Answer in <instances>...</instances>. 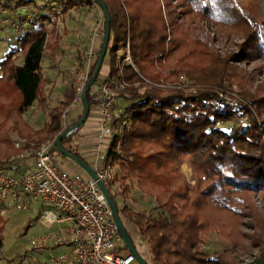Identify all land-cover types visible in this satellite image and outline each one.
I'll return each instance as SVG.
<instances>
[{
	"label": "trees",
	"instance_id": "16d2710c",
	"mask_svg": "<svg viewBox=\"0 0 264 264\" xmlns=\"http://www.w3.org/2000/svg\"><path fill=\"white\" fill-rule=\"evenodd\" d=\"M5 1L9 9L15 8L13 0ZM57 1L62 10L56 12L50 8L52 13L42 14L43 24L31 26L19 35L17 46H13L0 61V96L10 99L9 103H0V113L4 109L6 116L0 126V144L7 146L1 152L6 156L0 157V164H9L20 152L11 133L19 138L34 133L39 142L56 139L65 129L63 113L78 95L74 84L55 106L50 107L47 88L51 79L46 76L41 61L47 48L55 49L58 43L51 42L47 47L46 40L48 36L58 37V19L77 10L78 6L77 0ZM103 1L111 14L108 51L112 56L103 66L108 63L110 74L113 73L117 53L125 48L129 37L132 58L138 69L125 65L123 75L119 76L122 92L117 99V106H120L117 119H127L129 124L122 127L118 123V133L110 141L107 162L118 169L117 179L125 197L136 185L154 199L153 209L158 211L153 217L129 206H118L122 218L125 216L133 221L142 238L147 239L151 255L142 254L151 264H232L227 258L228 251L211 255L203 251V246L208 243L211 231L226 232L224 224L229 215H241L243 202L250 193L264 191V120L245 104L232 107L217 91L207 87L193 91L163 90L148 82H172L185 73L199 84H210L213 81L203 76L206 71L200 60L208 57L210 69L219 68L218 76L227 73L229 61L219 60L203 45L199 51L184 49L183 39L174 36L176 19L170 11L168 20L164 18L159 0ZM185 1L197 17H208L225 26H242L250 46L234 58H243L253 53V49L260 55L264 53L260 24L249 6L238 0ZM83 2L89 7L96 5L93 0ZM44 22L52 25L51 30ZM168 24L173 28L171 36ZM262 25L264 27V23ZM104 27L105 19L103 35ZM196 55L198 58L195 59ZM98 56L99 53L90 77ZM20 57L24 58L22 63H18ZM166 57L172 58L173 62L171 70L164 74L159 62ZM233 59L231 61H235ZM78 65L79 70L84 67L83 52L78 55ZM120 96L127 101L125 107L119 103ZM88 100L91 111L99 103L92 88ZM250 101L258 105L255 107L261 116L262 100L251 98ZM35 105L47 114V122L39 130L31 127L25 118ZM82 114L68 126L75 124ZM222 122L233 123V126L222 127ZM119 138L122 139L120 145ZM71 139L70 136L63 140V146L82 157L73 148ZM58 155L63 154L58 152ZM185 162L193 169L195 184L186 178L182 168ZM3 241L0 233V251ZM259 260L264 264V256Z\"/></svg>",
	"mask_w": 264,
	"mask_h": 264
},
{
	"label": "rangeland",
	"instance_id": "374dc122",
	"mask_svg": "<svg viewBox=\"0 0 264 264\" xmlns=\"http://www.w3.org/2000/svg\"><path fill=\"white\" fill-rule=\"evenodd\" d=\"M24 1H28V3H22ZM83 1L84 0H77V10H71L66 16L61 15V18L58 19V37L56 38L54 35L50 37L48 36L47 38V47L51 42L53 43L56 41V43H58L57 48H47L46 50L47 55L52 58L54 64L52 69L46 73V76L52 80L57 79L60 72L65 70L66 67L70 69L71 65L74 67L77 66L75 58L73 59L68 57L67 60H65L62 54L63 50L59 44L70 42L77 45L80 51L86 54L90 42L89 37L94 23L99 19L100 13H103L97 4L89 7L84 5ZM159 1L162 6L164 18L168 20L169 17L167 16H169L168 14L170 11L176 19L177 28L175 29L174 36L176 38L183 39L185 43L184 49L199 51V47L203 45L210 52H213L215 57L219 58V60H228L229 69L225 75H219V77V68L218 70L213 69L212 71L208 61L209 58L204 57V59H202V61L200 60V62L203 70H205L207 74L205 73L203 76L213 81L210 84H199L189 78L185 73L179 74V76L174 78L172 82H148L163 90L177 88L186 91H193L199 88L207 87L217 91L220 97L232 107L238 108L239 106L245 104L248 108L254 110L255 115H257L258 118L264 120V53L260 55L257 51H255L256 49H253V53L243 57L244 59L242 57L234 58L236 55H240L243 50L246 52L248 46H250L246 43L247 38L245 37V31L242 29V26H225L210 20L208 17H197L194 13L190 12L189 5L185 0H169V6H167L168 0ZM238 1L242 5L244 4L249 6L256 21L260 24L261 37L264 45V27L262 25L264 23V0ZM12 2L13 7L15 8H11V11L14 12L11 17L9 16V22H7V24L2 23V19L5 14H3L0 8V61L13 46H17L18 41L16 38H18L19 35L23 34L24 31L26 32L31 26L43 24V21L40 20V16L42 14L52 13L50 8L56 12H60L62 10L60 3L57 0H13ZM27 5H30L29 8L32 10L31 13L35 15V20L32 22L26 18H22L20 20L18 19L17 13L24 16L28 13V8L25 7ZM17 7L21 8L17 11ZM14 23L16 24L14 25ZM44 24L48 30H51L52 25L50 23L44 22ZM171 31L173 32V28L168 24V34L170 36ZM102 35L103 34L101 33L98 37L101 43L103 37ZM170 38L171 37H169V39ZM124 52L125 55L122 56ZM68 53H71V51ZM117 54L121 58L122 66L131 65L138 70L132 58L129 37L125 48L120 49ZM118 56L115 64L118 63ZM127 57L129 59H127ZM194 58H198L197 55L194 56ZM111 59V53L108 51L105 60L106 62H109ZM231 59L235 61H231ZM23 60L24 58L20 57L18 59V63H22ZM172 62V58L168 57L159 62V67L162 69V73L166 74L169 70H171ZM49 64L50 63L48 61L45 63V65ZM81 72L82 69L79 70V74H81ZM102 76L103 72H101L99 79L92 87L93 92L98 89L99 80ZM59 82L60 79H58V83ZM118 92L120 95L122 90L120 89ZM251 98H255V100L258 101L262 100L260 103V110L262 112L261 116L255 107L258 105L252 104L250 101ZM119 99H121L119 102L120 105L125 107L127 105V101L124 100L123 96H120ZM9 102L10 99L0 96L1 104ZM55 103L56 100L52 104L54 105ZM13 110L17 113L15 109ZM4 111L5 110L3 109V112L0 113V126L6 121ZM82 111L83 106H81L79 110H71L67 124L71 118L75 121L82 114ZM25 118L29 121L30 126L37 130L43 128L47 122V114L42 113L37 108L30 109L25 114ZM221 126L231 128L233 123L222 122ZM235 126H237V122H235ZM68 127L69 126L66 128ZM33 134H28L29 137L19 138L17 135L11 133V138L15 140V143L20 139H29L34 142L33 145L31 144L29 146L30 150L49 141L39 142V137ZM73 139H75V137H73ZM121 141L122 139L118 142L119 145ZM5 147L7 146L0 144V155L1 152L5 150ZM3 156H6V153L0 157ZM56 162L60 167L65 170H69L73 160L63 155H58ZM182 168L186 174L188 182L195 184V175L188 162L183 163ZM114 172L115 179L113 185H110L108 189L112 196L116 197L115 200L118 206H129L130 208L144 212L149 216L156 217L158 215V211H154L153 209L155 204L154 199L148 197L136 185H134L132 191L125 197L122 193L120 182L117 179V176L119 175L118 169L114 168ZM247 198L243 202V205L246 207L240 206L243 210L241 215L235 216L234 214H230L227 222L224 224V226H226L225 231L229 233V235L220 230L211 231L207 237L208 243L203 246V251L211 255L216 252L225 253L228 251L227 258L232 264H249L253 260L260 261V257L264 256V191L250 193ZM37 208L38 209H35L34 211L8 209L4 214L0 212V233L4 240L3 247L0 251V264H40L42 261H45L48 256L58 255L65 251L64 248L54 249L52 248L53 245H49V248L47 249H34L31 245L32 239L50 231V229L47 228L39 219L42 212L40 205H38ZM123 220L139 251L150 257L151 252L147 239L142 238L138 227L133 221L125 216H123ZM132 264L139 263L135 261Z\"/></svg>",
	"mask_w": 264,
	"mask_h": 264
},
{
	"label": "built area",
	"instance_id": "2783aa9c",
	"mask_svg": "<svg viewBox=\"0 0 264 264\" xmlns=\"http://www.w3.org/2000/svg\"><path fill=\"white\" fill-rule=\"evenodd\" d=\"M0 8L5 14L2 23L7 24L9 16L11 17L14 11L6 6L4 0L0 1ZM17 15L19 20L22 18L30 22L35 20V15L31 12L25 16L20 13ZM103 25L104 16L100 13L89 37L90 42L84 58V67L77 81L78 95L62 116L65 128L68 126L67 120L71 107L81 99L84 87L90 78L92 65L100 49L101 42L98 37L103 31ZM47 44L48 39L45 46ZM71 48L70 42L61 47L65 59L72 56L68 53ZM123 73L124 65H121V58L118 56V63L113 73L101 78L100 82L98 81L99 103L96 106V113L99 131L102 136L110 139L117 135L118 123L122 127L129 124L127 119H117L120 111L117 107L119 76ZM31 144L33 145L34 142L29 139L18 140L15 145L21 149V152L10 160L12 163L17 158L34 157V162L26 174H12L9 170L10 163L0 164V212L4 214L8 209L28 210L33 200L49 204L60 212L51 218V222L56 225L55 228L32 239L31 245L34 249H46L49 245L68 244L70 251L48 256L40 264L134 263L136 258L127 248H123L124 244L114 221L111 207L97 181L90 176L73 174L60 167L56 162L59 151L55 146V139L32 150L29 149ZM102 161H104L103 165L97 170V174L108 188L113 185L115 172L113 166L107 162V157H103Z\"/></svg>",
	"mask_w": 264,
	"mask_h": 264
},
{
	"label": "crops",
	"instance_id": "0c3cea01",
	"mask_svg": "<svg viewBox=\"0 0 264 264\" xmlns=\"http://www.w3.org/2000/svg\"><path fill=\"white\" fill-rule=\"evenodd\" d=\"M25 7L26 8L30 7V5H27ZM19 8L21 7H18L17 9ZM29 12H32L31 8L28 9V13ZM15 24L16 23H14V25ZM64 44L65 43H60L59 46L62 47ZM70 51L72 54L71 58L73 59L75 58V62L77 63V66L74 67L71 65L70 69L66 67L65 70L60 72L59 77L57 79H54V80L51 79V83L49 84L47 88V94L50 97L49 99L50 107L55 106V104H57L59 100L62 98L63 94L74 84L77 87V81L80 75L79 70H78V66H79L78 65V55L81 51L79 47L75 44H72V48ZM84 58H85V53H84ZM65 60H67V58ZM47 61L50 63L49 65H45ZM42 64L46 69H48L46 72H49L54 66L52 58L49 57V55H47V52L45 53V57L43 58ZM101 72H103V76L101 77L102 79L111 73V67L108 65V63H106L103 66ZM58 79H60L59 83H58ZM93 93L98 99L97 90L94 91ZM81 99L77 100V102L71 107L72 111L79 110L80 107L83 106V104H81ZM55 100H56V103L53 105L52 103H54ZM96 106L97 105L91 108L90 115L87 121L85 122V124L82 127H80L78 131L72 135L71 144L73 145V148L77 152H79L80 155L89 164H91V166H93L94 168L98 170L103 165L104 161H102V158L107 157V153L110 148L111 139L109 137L102 136L100 134L99 126H98V118H97V113H96ZM117 107L120 109L119 105ZM33 108H36V105L33 106ZM72 121L73 119L71 118L70 121L68 122V125L72 123ZM73 137H75V139H73ZM33 162H34V157H29L27 159L17 158L14 162L9 164V170L12 174L23 175L27 173V171L30 168V165ZM68 171L73 174H80L85 177H89L88 173L85 172L74 161L70 165V168ZM38 205H40L41 210H42L39 219L47 228L50 229V231H52L56 225L51 222V218L54 214H59L60 212L57 209H55L53 206L49 204H43L41 201H38V200H33L31 208L28 210L34 211L35 209H38L37 208ZM52 248L54 249L64 248L65 251H70V246L68 244L53 245Z\"/></svg>",
	"mask_w": 264,
	"mask_h": 264
},
{
	"label": "water",
	"instance_id": "95a60500",
	"mask_svg": "<svg viewBox=\"0 0 264 264\" xmlns=\"http://www.w3.org/2000/svg\"><path fill=\"white\" fill-rule=\"evenodd\" d=\"M102 10L104 14L105 19V27H104V35L101 43V48L99 51V56L97 59L96 68L94 70L93 75L89 78L87 81L84 90L82 92V102L84 111L81 116V118L73 125L69 126L68 128H65L55 139V146L58 149L59 152H61L64 156L72 159L77 165H79L85 172L88 173L90 177H92L94 180L97 181V184L99 185L100 189L105 194L108 203L111 207V211L113 214L114 221L117 225L119 234L122 238V241L126 248L135 256L136 261L139 264H151L139 251L131 233L129 232L122 215L119 211L118 204L116 200L113 198L112 194L110 193L109 189L106 187L105 183L99 178L97 174V169L91 166L83 157H80L73 152L69 151L67 148L63 146V140L69 138L72 136L75 132L78 131L80 127H82L85 122L87 121L89 114H90V105L88 100V92L90 89L94 86L98 76L101 73L104 61H105V55L108 51L109 47V41H110V35H111V14L109 12L107 4L103 0H93ZM249 264H263L262 262L258 260H253Z\"/></svg>",
	"mask_w": 264,
	"mask_h": 264
}]
</instances>
